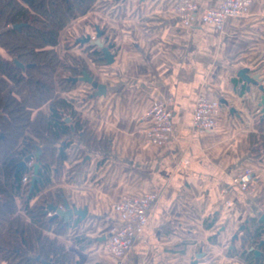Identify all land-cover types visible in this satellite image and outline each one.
Masks as SVG:
<instances>
[{"label":"crops","instance_id":"obj_1","mask_svg":"<svg viewBox=\"0 0 264 264\" xmlns=\"http://www.w3.org/2000/svg\"><path fill=\"white\" fill-rule=\"evenodd\" d=\"M106 1L93 9L115 61L91 62L89 69L107 86V94L90 98L94 89L80 81L88 90L67 95L100 149L86 147L85 157L77 159L84 144L71 135V158L46 190L63 189L67 202L88 207V214L74 216L59 239L85 264L245 263L223 249L237 247L240 239L233 241L234 234L264 212V155L257 157L251 144L264 120L263 93L238 76L248 67L264 85V0H251L248 13L230 19L223 29L200 20L186 25L173 11L177 0ZM194 1L210 8L224 2ZM171 96L173 136L164 145H151L144 115L156 101ZM200 96L221 104L212 131L193 125ZM182 159L187 166L179 165ZM246 168L255 172L248 191L233 183ZM149 192L159 200L143 239L120 259L107 248L123 224L111 203ZM205 221L213 227L206 228Z\"/></svg>","mask_w":264,"mask_h":264},{"label":"trees","instance_id":"obj_2","mask_svg":"<svg viewBox=\"0 0 264 264\" xmlns=\"http://www.w3.org/2000/svg\"><path fill=\"white\" fill-rule=\"evenodd\" d=\"M98 1L0 0L1 262L44 264L38 259L41 258L53 264H85L59 239L68 231L71 221L64 223L63 219L48 215L49 204L64 206L67 202L63 190H46L62 175L64 161L71 158L68 151L71 135L78 136L84 144L76 153L77 159L85 157L86 147L100 149L99 139L88 131V122L81 119L74 101L55 98L56 82L67 91L75 87L73 78L80 76L83 70L94 76L82 62L80 66H69L71 74L56 80L59 56L55 47L62 30L72 20L86 15ZM16 24L25 25L16 28ZM88 51L96 65L106 63L100 49L88 45ZM15 59L25 65V69L18 66ZM11 83L14 88L10 87ZM47 103L50 110L46 112L41 108ZM36 110L37 115L33 116ZM68 117L75 131L66 121ZM253 135V151L260 153L258 146H264V120L259 124V132ZM37 146L42 148L41 166L35 186L31 188L34 165L19 167V163L22 157L33 154ZM79 166L76 164L70 171ZM25 176L28 177L26 182ZM213 225L205 221L206 228ZM240 233V245L227 250V255L241 257L247 264H264V245L258 249L264 230L257 218H251Z\"/></svg>","mask_w":264,"mask_h":264},{"label":"built area","instance_id":"obj_3","mask_svg":"<svg viewBox=\"0 0 264 264\" xmlns=\"http://www.w3.org/2000/svg\"><path fill=\"white\" fill-rule=\"evenodd\" d=\"M251 0H224L217 8L202 7L194 0H177L173 11L178 18L188 26L195 20H200L223 29L232 18L246 15L249 11ZM92 39L96 32L91 33ZM173 97L162 98L156 101L145 113L147 123V141L156 146L164 145L174 133ZM261 111V110H260ZM221 104L217 101L200 96L196 100L193 125L196 129L212 131L218 127ZM34 161L27 162L31 166ZM188 161L182 159L180 166H187ZM28 177H24L26 182ZM255 182L253 168H246L233 178V183L244 190H250ZM159 200V195L154 192L140 196L124 195L113 205L120 213L123 224L110 238L107 248L118 258H124L135 245L143 239L144 229L149 221L151 211ZM63 207V206H61ZM54 212H48L52 216Z\"/></svg>","mask_w":264,"mask_h":264},{"label":"water","instance_id":"obj_4","mask_svg":"<svg viewBox=\"0 0 264 264\" xmlns=\"http://www.w3.org/2000/svg\"><path fill=\"white\" fill-rule=\"evenodd\" d=\"M25 24H16L14 27L20 28ZM95 32H96V38L92 39L91 33H87L81 38H78L77 42L81 44H88L92 47H95L97 49H100L103 53V58L106 60L107 64H112L115 61V54L112 52V43H108L107 39L103 36V29L99 25H95ZM15 63L25 69V65H23L21 62H19L17 59H15ZM29 66V65H28ZM250 69L248 67L242 68L238 72V76L241 77L245 82H247L249 85L254 84L257 85L260 90L262 91V101L260 103L262 107V116L264 118V85L261 84L262 78L259 74L250 75L249 74ZM74 82H86L92 86L94 89V92L90 94V98L99 97L107 94V86L100 82L95 76H93L91 73H89L88 70H83L82 74L78 77L73 78ZM232 111H234V108H232ZM66 121L71 124V128L73 131H75L74 123L72 122V119L70 117L66 118ZM42 152V148L40 146H37V150L28 156L22 157L21 162L19 163V167L26 165L29 161H34V174L32 176L31 180V188L35 186L36 180L38 179V173L40 170V155ZM48 212H54L53 218L57 219H63L64 223H69L74 216H79L81 219H84L88 214V207H77L74 205H70L68 202L65 203L63 207L49 204L47 208ZM257 218V222L263 226L264 230V212H261L258 216H253ZM251 217V218H253ZM247 219L244 224L239 229V232L235 233L233 236V241L236 239H239L240 232H242L246 225L249 223L250 219ZM264 245V235L263 238L260 240L258 244V249L261 250L262 246ZM201 257V255H197L195 258V263L198 261V259ZM44 264H53L50 260L41 259Z\"/></svg>","mask_w":264,"mask_h":264},{"label":"rangeland","instance_id":"obj_5","mask_svg":"<svg viewBox=\"0 0 264 264\" xmlns=\"http://www.w3.org/2000/svg\"><path fill=\"white\" fill-rule=\"evenodd\" d=\"M105 3H107L106 0H100L97 5H101V4H105ZM98 18H99L98 14L95 13V10L93 8H91L90 11L86 15H82V16L77 17L76 19L72 20L62 30V32L60 33L59 42H58L57 46L55 47V51L57 52V54L59 56V63H58L57 69L55 71V75H56L55 79L56 80H58L59 77L69 76L71 74V70L69 69V66H73V65L80 66L82 64V62H84L85 64H87L89 66V64L92 62V59L89 57L88 44L82 45V44L77 43L76 40L78 38H81L86 33H93L95 31V25L99 21ZM100 24H102V23H100ZM92 63H94V62H92ZM87 86L88 87L85 86L86 88L81 87V86H79V82H76V85L73 89H70V90L66 89L67 91H64L63 87L60 85V82H56L55 98H60V96H62L61 94H63V93L67 97V95L70 92H72L76 89L82 90L84 88V91L88 90L89 85H87ZM10 87L14 88V84L11 83ZM74 93H76V91H74ZM68 99H70V98H68ZM49 107H50V103H47L41 109L42 110H50ZM37 111L38 110H36L33 113V116L37 115ZM258 148L260 150H262V152L259 153V150H258V152L256 153L258 155L257 157H260L261 155L263 156L264 155L263 154L264 153V146H261V144H260L258 146ZM63 193L66 197V194H65L66 192L63 191ZM121 199H122V197L116 201H113L111 203L112 207L114 204L119 202ZM226 252H227V249H223V254L226 255ZM0 262H1V260H0ZM239 263L240 264H247L246 262L244 263V262H240V261H239ZM2 264H8V263L3 262Z\"/></svg>","mask_w":264,"mask_h":264},{"label":"flooded vegetation","instance_id":"obj_6","mask_svg":"<svg viewBox=\"0 0 264 264\" xmlns=\"http://www.w3.org/2000/svg\"><path fill=\"white\" fill-rule=\"evenodd\" d=\"M87 34V33H86ZM84 36V35H83ZM78 43V42H77Z\"/></svg>","mask_w":264,"mask_h":264}]
</instances>
